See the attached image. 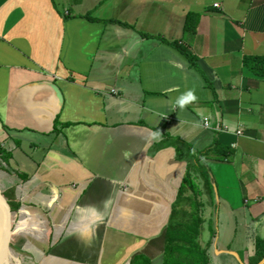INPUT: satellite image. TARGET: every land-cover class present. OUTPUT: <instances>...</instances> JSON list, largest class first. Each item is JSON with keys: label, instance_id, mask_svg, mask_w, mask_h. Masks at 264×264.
<instances>
[{"label": "crops", "instance_id": "1", "mask_svg": "<svg viewBox=\"0 0 264 264\" xmlns=\"http://www.w3.org/2000/svg\"><path fill=\"white\" fill-rule=\"evenodd\" d=\"M253 56L264 57V0H0L13 249L31 264H162L171 212H191L196 192L201 246L218 245L224 225L233 252L252 250L264 236V79L243 66ZM189 89L196 101L174 106ZM164 136L217 149L199 173Z\"/></svg>", "mask_w": 264, "mask_h": 264}, {"label": "trees", "instance_id": "2", "mask_svg": "<svg viewBox=\"0 0 264 264\" xmlns=\"http://www.w3.org/2000/svg\"><path fill=\"white\" fill-rule=\"evenodd\" d=\"M196 15L189 14L185 22V30H191L192 25L195 23ZM89 20H93L88 17ZM179 48V47H178ZM181 51H184L181 49ZM189 60H191L189 58ZM192 61V60H191ZM243 66L247 69L251 75L264 79V57H245L243 59ZM164 141H169V144L177 151V157L188 158L189 165L191 164L200 173L202 168L201 160L207 156V153L211 150L217 149L216 146L207 149L206 151H196L191 145L184 144L179 140H171L168 136L163 137ZM222 152L221 160H226L225 154L228 155L226 149H219ZM218 150H216L215 153ZM0 153L2 150L0 148ZM187 153V155H185ZM191 170V169H190ZM185 179V178H184ZM185 183L194 184V180L187 175ZM183 192H179V196ZM196 192H191V195L186 199L191 204L194 202V207L191 212L183 213L180 217V213L173 208L169 220L163 230L164 237V256L162 264H208L209 248H217L213 242H207L204 246L200 244V235L202 232L203 215L198 211V203L196 202ZM182 197V196H181ZM17 207V203L15 204ZM3 206L0 209V236H2V225L4 222ZM212 236L214 232H211ZM240 257L243 264H258L264 258V236L257 237L253 241L252 250H240L236 252Z\"/></svg>", "mask_w": 264, "mask_h": 264}, {"label": "water", "instance_id": "3", "mask_svg": "<svg viewBox=\"0 0 264 264\" xmlns=\"http://www.w3.org/2000/svg\"><path fill=\"white\" fill-rule=\"evenodd\" d=\"M12 191H6L0 186V209L3 206L4 222L2 225V236H0V264H7L11 255H14V249L7 238L12 234L13 226L17 216V207L15 200L11 194ZM227 254L232 256L238 264H243L236 252L228 251ZM15 256V255H14ZM264 264V258L258 263Z\"/></svg>", "mask_w": 264, "mask_h": 264}, {"label": "rangeland", "instance_id": "4", "mask_svg": "<svg viewBox=\"0 0 264 264\" xmlns=\"http://www.w3.org/2000/svg\"><path fill=\"white\" fill-rule=\"evenodd\" d=\"M220 230H221V240H220V243L217 245V248L216 249H214L213 247L209 248L208 264H238L237 261L232 256L227 254L228 251L226 250V249H229V250L235 251V249L238 248V246H236L234 242H233V244H229V242L227 243V240H229V238L227 239V237H225L223 234V233L228 234L231 231L228 228H225L224 225L221 226ZM233 232H234V230H232V237H233ZM245 232H246L245 229H242L241 234L243 233V236H244ZM206 235L207 234H205V238H206ZM235 239H237V238H235ZM239 239H241V238H239ZM243 239H245V238H243ZM220 251L223 254L222 253L220 254L219 253ZM14 252L17 256V259L20 261L21 264H31V260L27 259L26 258L27 256L25 257L21 252H19L17 250H14Z\"/></svg>", "mask_w": 264, "mask_h": 264}, {"label": "clouds", "instance_id": "5", "mask_svg": "<svg viewBox=\"0 0 264 264\" xmlns=\"http://www.w3.org/2000/svg\"><path fill=\"white\" fill-rule=\"evenodd\" d=\"M196 99L197 97L194 94V91L189 89L175 98L174 106L179 107L181 110H183L188 104L196 101ZM158 135L159 131L157 133H153L154 137Z\"/></svg>", "mask_w": 264, "mask_h": 264}, {"label": "bare ground", "instance_id": "6", "mask_svg": "<svg viewBox=\"0 0 264 264\" xmlns=\"http://www.w3.org/2000/svg\"><path fill=\"white\" fill-rule=\"evenodd\" d=\"M7 264H21L20 261L16 258V256L11 255L8 259Z\"/></svg>", "mask_w": 264, "mask_h": 264}, {"label": "built area", "instance_id": "7", "mask_svg": "<svg viewBox=\"0 0 264 264\" xmlns=\"http://www.w3.org/2000/svg\"><path fill=\"white\" fill-rule=\"evenodd\" d=\"M204 126H205L206 128L209 127V125H208L207 123H205ZM14 253H15V252H14ZM14 255L16 256V254H14ZM16 258H17V256H16Z\"/></svg>", "mask_w": 264, "mask_h": 264}]
</instances>
